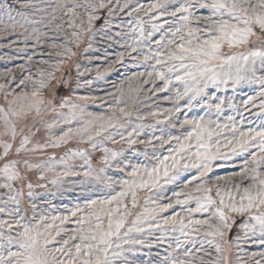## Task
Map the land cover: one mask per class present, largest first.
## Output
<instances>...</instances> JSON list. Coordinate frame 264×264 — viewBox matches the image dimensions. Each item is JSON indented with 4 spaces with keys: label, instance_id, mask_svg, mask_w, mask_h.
<instances>
[{
    "label": "snow or ice",
    "instance_id": "1",
    "mask_svg": "<svg viewBox=\"0 0 264 264\" xmlns=\"http://www.w3.org/2000/svg\"><path fill=\"white\" fill-rule=\"evenodd\" d=\"M0 40V264H264V0H0Z\"/></svg>",
    "mask_w": 264,
    "mask_h": 264
},
{
    "label": "rangeland",
    "instance_id": "2",
    "mask_svg": "<svg viewBox=\"0 0 264 264\" xmlns=\"http://www.w3.org/2000/svg\"><path fill=\"white\" fill-rule=\"evenodd\" d=\"M4 43H6V41L0 40V44H4ZM5 55H15V52L14 50L6 48V47L0 48V56H5ZM24 62L25 61L22 59H17V60H12V61H9L7 59L0 60V72H3L5 68L15 69L17 64L24 63ZM16 75L19 76L20 73L17 72ZM109 79H115V76H111L109 77ZM65 202H67V200ZM56 203H59V200H57Z\"/></svg>",
    "mask_w": 264,
    "mask_h": 264
}]
</instances>
